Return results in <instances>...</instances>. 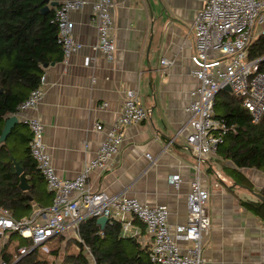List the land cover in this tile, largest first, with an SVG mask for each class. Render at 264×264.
<instances>
[{
    "label": "crops",
    "instance_id": "crops-1",
    "mask_svg": "<svg viewBox=\"0 0 264 264\" xmlns=\"http://www.w3.org/2000/svg\"><path fill=\"white\" fill-rule=\"evenodd\" d=\"M50 1L60 5L63 0ZM86 1L92 4L96 0ZM113 2L115 60L110 62L94 49L98 35L91 4L74 13V35L83 49L68 63L62 58L45 68L43 100L27 113L45 125V143L57 174L73 180L83 171L104 139L95 125L112 126L122 111L126 92L137 90L150 117L124 129L120 153L105 171L90 175L88 191L132 197L149 206L166 205L169 225L175 227L187 220L190 185L199 169L202 185L210 192L211 228L203 240L207 264H264V221L242 205V201H261L227 174L226 168H235L232 162L219 154L197 157L185 135L178 134L189 119L191 93L198 87L191 60L194 21L208 0ZM86 57L93 58L90 66H85ZM163 58L172 65L162 66ZM17 116L15 128L31 135L25 116ZM240 171L252 185L246 187L264 197V172ZM171 175L181 176L179 189L169 183ZM38 208L36 205L32 214ZM134 222L141 232L136 241L149 250L151 237Z\"/></svg>",
    "mask_w": 264,
    "mask_h": 264
},
{
    "label": "built area",
    "instance_id": "built-area-1",
    "mask_svg": "<svg viewBox=\"0 0 264 264\" xmlns=\"http://www.w3.org/2000/svg\"><path fill=\"white\" fill-rule=\"evenodd\" d=\"M90 4L86 0H63L54 10L52 23L58 27L57 43L65 63L83 49L74 35L72 15ZM90 6L92 23L98 35L94 49L113 62L117 50L113 36L114 2L96 0ZM259 37H264V0H208L198 12L194 21V54L191 58L198 87L191 93L192 101L187 109L189 119L178 133L185 135L187 145L197 157L205 159L217 154L229 131L224 119L217 116L215 107L217 96L226 91L227 86L241 98L242 106L254 124L264 116V56L250 57L251 45ZM92 62V57L85 58V66ZM161 65L169 67L172 62L163 58ZM46 85L47 78L43 74L39 86L31 91L15 115L25 116L24 123L31 132L30 155L48 191L53 194V202L21 220H17L10 210L0 208V264H17L37 249L48 255L59 235L73 233L79 240L80 225L89 218L101 217L108 218L109 223H120L123 238L137 239L141 232L134 221L139 222L152 240L148 251L151 264H207L203 256V240L211 228L210 192L203 187L198 168L190 185L187 220L175 227L169 225L166 205L149 206L136 198L110 197L87 189L90 175L105 171L120 153L124 129L149 119L150 111L142 105L139 92H126L122 111L112 126L95 125V130L104 134L96 157L75 179L65 180L59 177L53 165L45 143V125L37 116L27 114L37 109L43 100ZM106 106L107 103L103 105ZM146 157L152 160L150 154ZM169 183L179 189L182 178L171 175ZM14 237L29 244L22 246ZM84 253L94 260L86 246Z\"/></svg>",
    "mask_w": 264,
    "mask_h": 264
},
{
    "label": "trees",
    "instance_id": "trees-1",
    "mask_svg": "<svg viewBox=\"0 0 264 264\" xmlns=\"http://www.w3.org/2000/svg\"><path fill=\"white\" fill-rule=\"evenodd\" d=\"M44 1L0 0V136L6 119L15 115L31 91L39 86L44 66L63 58L62 49L57 43L58 27L52 23L54 11L43 15L42 9L46 6ZM250 50L251 59L264 56V37L256 39ZM235 96L228 95L222 103L216 98V110L222 111L217 116L224 119L229 128L217 154L234 165L235 168L225 170L235 182L252 187L240 170L256 169L264 172V116L259 123L254 124L248 111ZM30 139L31 135L26 131L14 128L8 139L0 145V208L10 210L17 220L30 216L36 205L45 208L53 202V194L48 191L30 155ZM13 160L24 168L31 186L27 192L19 188L20 178L15 175ZM28 197H32L33 201ZM242 205L264 221L263 203L242 201ZM121 230L122 226L118 222H110L102 229L96 218L87 219L79 227L80 239L75 238L82 252L67 255L59 263L151 264L149 250L141 247L134 238H123ZM13 239L22 246L27 245L22 244L21 241H25L23 239ZM64 241H68L67 238L59 235L56 239L59 247L46 255L53 257L52 262L41 257L43 255L37 249L17 264H55L60 260ZM85 246L90 249L94 260L84 253Z\"/></svg>",
    "mask_w": 264,
    "mask_h": 264
},
{
    "label": "water",
    "instance_id": "water-1",
    "mask_svg": "<svg viewBox=\"0 0 264 264\" xmlns=\"http://www.w3.org/2000/svg\"><path fill=\"white\" fill-rule=\"evenodd\" d=\"M44 3L46 6L42 9V14L46 15L51 11V7H58L59 3H52L50 0H45ZM49 64H46L44 68H48ZM227 92L232 93L231 87L227 86L225 88ZM19 124V119L17 115H12L6 119L4 129L2 131V134L0 136V145H2L10 136L13 129ZM13 166L15 168V175H17L20 178L19 188L25 192L29 191L31 189V186L27 180V176L24 173V168L21 167L15 160H13ZM246 189H248L257 199H259L264 204V197L258 193H256L254 190L247 188L246 186H242ZM30 201H33L32 197H28ZM97 222L99 225H101L102 229H105L106 226L109 223L108 218L101 217L97 219Z\"/></svg>",
    "mask_w": 264,
    "mask_h": 264
},
{
    "label": "rangeland",
    "instance_id": "rangeland-1",
    "mask_svg": "<svg viewBox=\"0 0 264 264\" xmlns=\"http://www.w3.org/2000/svg\"><path fill=\"white\" fill-rule=\"evenodd\" d=\"M234 93H230V92H227V91H223V93H221L218 98H217V101L219 103H222L224 102V99L227 98L228 95H231V96H235L233 95ZM237 101H239V103L241 104V98L239 96H235ZM216 114H222V111H217L216 110ZM66 238H68V241H64L61 245L62 248V253L60 254V260H57L55 264H60L59 262L62 260V259H65L67 255H78L79 253L82 252L81 248H79V246L76 244V240H75V236L73 235V233H67L66 235H64ZM22 244H29L28 241H21ZM59 247V244L57 242H55L54 244L51 245V248L53 250H56L57 248ZM141 247H143L141 245ZM144 248V247H143ZM146 248V247H145ZM147 249V248H146ZM64 251V252H63ZM43 258L45 259H48L50 262L53 261V257H47L46 255L42 254ZM87 255V254H86ZM91 259V258H89ZM91 264H94L93 262Z\"/></svg>",
    "mask_w": 264,
    "mask_h": 264
}]
</instances>
